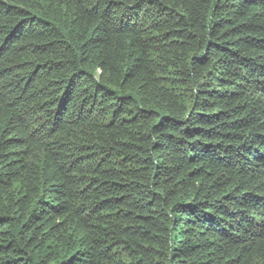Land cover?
<instances>
[{
	"label": "trees",
	"instance_id": "1",
	"mask_svg": "<svg viewBox=\"0 0 264 264\" xmlns=\"http://www.w3.org/2000/svg\"><path fill=\"white\" fill-rule=\"evenodd\" d=\"M0 264H264V0H0Z\"/></svg>",
	"mask_w": 264,
	"mask_h": 264
}]
</instances>
